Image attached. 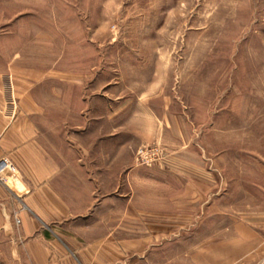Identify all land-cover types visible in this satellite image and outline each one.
Listing matches in <instances>:
<instances>
[{
	"label": "rangeland",
	"instance_id": "obj_1",
	"mask_svg": "<svg viewBox=\"0 0 264 264\" xmlns=\"http://www.w3.org/2000/svg\"><path fill=\"white\" fill-rule=\"evenodd\" d=\"M0 75L16 108L29 77L87 87L105 166L199 172L166 223L183 264H264V0H0Z\"/></svg>",
	"mask_w": 264,
	"mask_h": 264
},
{
	"label": "crops",
	"instance_id": "obj_2",
	"mask_svg": "<svg viewBox=\"0 0 264 264\" xmlns=\"http://www.w3.org/2000/svg\"><path fill=\"white\" fill-rule=\"evenodd\" d=\"M1 79L0 264H183L184 248L169 247L166 223L184 219L183 200L199 188V172L173 160L153 168L119 160L105 166L118 142L105 151L103 113L82 114L104 106L89 100L87 87L57 92L29 77L17 89L16 108ZM122 183L127 195L118 193Z\"/></svg>",
	"mask_w": 264,
	"mask_h": 264
},
{
	"label": "built area",
	"instance_id": "obj_3",
	"mask_svg": "<svg viewBox=\"0 0 264 264\" xmlns=\"http://www.w3.org/2000/svg\"><path fill=\"white\" fill-rule=\"evenodd\" d=\"M142 162L145 163V158L142 159ZM147 163H148V160H147Z\"/></svg>",
	"mask_w": 264,
	"mask_h": 264
}]
</instances>
